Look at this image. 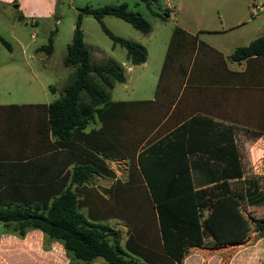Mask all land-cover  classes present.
I'll list each match as a JSON object with an SVG mask.
<instances>
[{"label":"trees","instance_id":"trees-1","mask_svg":"<svg viewBox=\"0 0 264 264\" xmlns=\"http://www.w3.org/2000/svg\"><path fill=\"white\" fill-rule=\"evenodd\" d=\"M140 1L149 8L156 0ZM83 15L98 22L113 47L125 49L131 65L146 60L143 46L115 36L102 21L112 16L148 34L139 13L124 3L80 10L63 60L75 66V77L63 94L47 106L0 105V226L19 237L40 231L62 246L68 264L97 258L138 264L126 252L145 264H181L205 236L216 247L243 244L251 231L264 238V220L246 218L239 208L242 199L262 204L264 194L249 181L244 190L231 187L244 172L233 128L192 115L201 109L240 119L264 138V35L234 49L229 59L246 67L232 72L221 53L175 27L153 100L111 102L109 90L125 82L124 69L90 63ZM51 36L39 48L47 54ZM0 43L10 50L1 36ZM95 116L100 128L86 132ZM123 158L127 179H115L107 197L87 186L94 174L114 178L104 159ZM109 219L127 226L123 247L119 233L104 223Z\"/></svg>","mask_w":264,"mask_h":264},{"label":"rangeland","instance_id":"rangeland-1","mask_svg":"<svg viewBox=\"0 0 264 264\" xmlns=\"http://www.w3.org/2000/svg\"><path fill=\"white\" fill-rule=\"evenodd\" d=\"M122 3L149 23L151 30L148 34L112 16H106L102 21L115 36L143 46L147 52L145 64L126 62L125 49L119 45L113 47L112 41L91 15H83L81 20L83 41L91 64H126L125 82L116 83L109 90L111 101L154 98L158 73L175 27L197 34L202 42L225 56L236 47L264 35V0H156L149 8L140 0H0V36L10 45V50H7L0 43V105L44 104L58 99L64 87L75 77V66H64L63 60L77 14L85 7ZM253 7H257L255 14H252ZM51 33L52 51L47 54L39 48L47 45ZM259 65L264 72V60ZM236 121L238 126H242L240 119ZM252 137L251 133L240 128L237 130L236 141L242 157L244 179L233 182L231 187L244 190L249 181L251 187L264 194V139L261 146L249 150L247 141ZM128 164L127 159L108 167L113 168L114 177L118 175L117 180L124 182ZM113 182L111 178L95 176L87 186L105 197L101 190L108 189ZM239 208L246 218L255 216L264 220V201L259 206L242 199ZM82 211L85 213L84 208ZM207 215L205 212L204 216ZM105 223L116 231H120L123 224L117 220ZM251 234H255L253 239L257 237L255 232L251 231ZM68 262L62 246L40 233L28 231L24 237H19L0 226V264ZM101 262L103 259L97 258L95 264Z\"/></svg>","mask_w":264,"mask_h":264},{"label":"crops","instance_id":"crops-1","mask_svg":"<svg viewBox=\"0 0 264 264\" xmlns=\"http://www.w3.org/2000/svg\"><path fill=\"white\" fill-rule=\"evenodd\" d=\"M183 30L186 31L187 33L191 34V35H195L197 37V40H200L197 34H194L193 32H190L189 30H186V29H183ZM232 52L228 56H225L224 53L219 52V53H221V55L223 56V58L225 60V64H226L227 69L232 71V72L244 71V69L246 67V62L241 61V62L237 63V62L231 61L229 59V57L232 54ZM164 57H165V54H164ZM126 62H128V61L126 60ZM142 64H145V62ZM162 64H163V62L161 63V67H160V70L158 73V77H159V74H160V71L162 68ZM120 65L124 69L126 64H120ZM124 75H125V69H124ZM158 77H157V79H158ZM149 100H153V97L151 99H146V100L145 99H136V100H127V101L126 100H117V101H111L110 100V101L111 102H134V101H149ZM49 103L50 102L44 103V104L43 103H30V104H22V105H45V106H47ZM11 105H16V104H11ZM171 108H173V107L171 106ZM171 111H172V109H171ZM192 115L197 116V117L198 116L208 117V118H211L214 122L220 123L224 126H231L233 128V132H234L233 138H234V141L236 142V144H237L236 134H237V130H239V128L241 130L247 132V133H251L254 137H252V139L250 141H247V145H248L249 150H252L258 146H261L260 142L262 139H264L262 136H259V135L252 133V131H255V128H252L249 126H244L242 124H241L242 126H238L236 121L232 117L231 118L218 117L214 114V111H210V110L205 111V110H201V109H196ZM176 126H179V125H176ZM176 126L171 127L169 129V131L166 132V134L169 133L170 131H172L174 128H176ZM99 128H100V122H99L98 118L95 116L93 118V120L90 121V123L86 127L85 131L89 132L91 130H97ZM157 131L158 130L156 128L153 134H155ZM166 134L163 133V135H166ZM163 135H161V137ZM47 141L52 143V142H54V139L50 135H48ZM262 141H263V147H264V140H262ZM125 160H127V159L126 158H123V159H104L103 161H104L105 165L108 167L109 164L110 165H116V163L120 164L121 161L125 162ZM71 167H72V165H69L65 169V171L70 170ZM108 169H110V168L108 167ZM111 171L114 174L113 168ZM243 171H244V168H243ZM115 175H117V174H115ZM95 176L99 177V178H101V177L106 178V176H103V175H96V174L92 175V177H95ZM117 176H115L114 178H111V177H107V178H111L114 181L115 179H117ZM90 179H89V181H90ZM243 179H244V172H243L242 180ZM111 185L109 186V188H111ZM105 190H107V189H103V190H101V192L104 193L105 197H107ZM109 220L121 221L119 219H109ZM109 220H107V221H109ZM107 221H105V222H107ZM120 228H121L120 231H117V232L119 233V235L121 237L120 246L123 247L124 242L127 238V226L123 222V224H121ZM31 231L38 232L42 235V233L38 230H31ZM123 231L125 232L126 235L123 234ZM253 235H255V234H251V235L249 234L248 238L246 239L247 242L245 241L246 243L244 242L243 244H226V245L217 246V247L213 245V239L211 237L205 236L203 238V244L201 246L192 247L188 250V252L186 253L185 257L183 258L181 264H264V238L257 236L256 238L253 239ZM250 238H251V240L248 241V239H250ZM56 243H58V242H56ZM126 254L128 257L134 258L138 264H145L138 257H136V256H134L128 252H126ZM95 261H96V259L91 264H95ZM100 264H106V263L104 261V262H101Z\"/></svg>","mask_w":264,"mask_h":264},{"label":"built area","instance_id":"built-area-1","mask_svg":"<svg viewBox=\"0 0 264 264\" xmlns=\"http://www.w3.org/2000/svg\"><path fill=\"white\" fill-rule=\"evenodd\" d=\"M165 1H167V0H165ZM255 9H257V7L252 8V14H255V12H256ZM258 10H261V9L258 8ZM33 37H34V35L31 36V38H33ZM118 164L119 163H116V165H118Z\"/></svg>","mask_w":264,"mask_h":264},{"label":"water","instance_id":"water-1","mask_svg":"<svg viewBox=\"0 0 264 264\" xmlns=\"http://www.w3.org/2000/svg\"><path fill=\"white\" fill-rule=\"evenodd\" d=\"M16 8V6H14Z\"/></svg>","mask_w":264,"mask_h":264}]
</instances>
